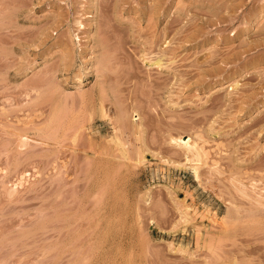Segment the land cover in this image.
<instances>
[{"label":"rangeland","instance_id":"obj_1","mask_svg":"<svg viewBox=\"0 0 264 264\" xmlns=\"http://www.w3.org/2000/svg\"><path fill=\"white\" fill-rule=\"evenodd\" d=\"M0 264H264V0H0Z\"/></svg>","mask_w":264,"mask_h":264},{"label":"bare ground","instance_id":"obj_2","mask_svg":"<svg viewBox=\"0 0 264 264\" xmlns=\"http://www.w3.org/2000/svg\"><path fill=\"white\" fill-rule=\"evenodd\" d=\"M160 60L161 59H157L156 61H154V64H156V65H160V66H162L160 63ZM102 111V110H101ZM103 111H104V109H103ZM105 112V111H104ZM104 112H102V114L104 113ZM103 117H104V115H103ZM116 123V122H115ZM114 123V124H115ZM119 124V123H118ZM112 125H113V123H112ZM117 125V124H116ZM121 125H123V124H121ZM113 127V126H112ZM124 126H122V131H123V128ZM118 130V129H116V128H113V130ZM121 129V128H120ZM115 132V131H114ZM120 132V131H119ZM117 135H118V133H117ZM173 141H176V142H178L179 144H181V145H184V146H188V147H192V141H191V138L189 137L188 139H186V138H179V139H172ZM195 157V156H194Z\"/></svg>","mask_w":264,"mask_h":264}]
</instances>
